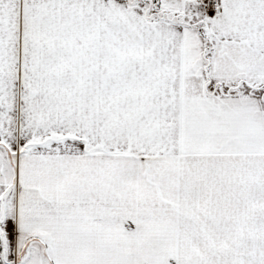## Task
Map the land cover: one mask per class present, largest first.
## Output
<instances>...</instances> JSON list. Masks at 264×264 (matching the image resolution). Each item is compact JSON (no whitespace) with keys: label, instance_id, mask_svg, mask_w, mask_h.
Here are the masks:
<instances>
[{"label":"snow or ice","instance_id":"1","mask_svg":"<svg viewBox=\"0 0 264 264\" xmlns=\"http://www.w3.org/2000/svg\"><path fill=\"white\" fill-rule=\"evenodd\" d=\"M0 264H264V0H0Z\"/></svg>","mask_w":264,"mask_h":264}]
</instances>
